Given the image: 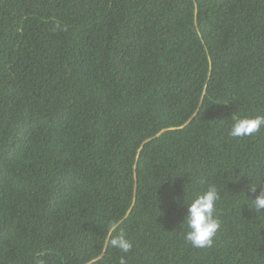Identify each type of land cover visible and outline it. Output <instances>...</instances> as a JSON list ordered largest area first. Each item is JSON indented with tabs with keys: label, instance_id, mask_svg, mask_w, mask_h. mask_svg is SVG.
Masks as SVG:
<instances>
[{
	"label": "trees",
	"instance_id": "obj_1",
	"mask_svg": "<svg viewBox=\"0 0 264 264\" xmlns=\"http://www.w3.org/2000/svg\"><path fill=\"white\" fill-rule=\"evenodd\" d=\"M257 115L264 0H0V264H264V127L228 134Z\"/></svg>",
	"mask_w": 264,
	"mask_h": 264
},
{
	"label": "clouds",
	"instance_id": "obj_2",
	"mask_svg": "<svg viewBox=\"0 0 264 264\" xmlns=\"http://www.w3.org/2000/svg\"><path fill=\"white\" fill-rule=\"evenodd\" d=\"M264 127V115L255 117L235 116L229 130L233 138L252 137ZM254 198H249L250 208L256 213L264 214V180H258L250 185L252 193H257ZM220 193L214 184H210L205 191L192 196L187 208L183 224L186 223L184 239L194 248H210L214 244V238L221 228L219 219L216 217V205L220 200ZM115 225H113V229ZM110 246L119 249L122 253H129L133 247L132 241L121 231L109 241ZM120 264H126L122 256Z\"/></svg>",
	"mask_w": 264,
	"mask_h": 264
}]
</instances>
